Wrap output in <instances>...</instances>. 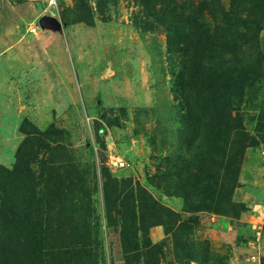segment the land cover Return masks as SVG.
I'll use <instances>...</instances> for the list:
<instances>
[{"label":"rangeland","instance_id":"374dc122","mask_svg":"<svg viewBox=\"0 0 264 264\" xmlns=\"http://www.w3.org/2000/svg\"><path fill=\"white\" fill-rule=\"evenodd\" d=\"M0 264H264V0H0Z\"/></svg>","mask_w":264,"mask_h":264},{"label":"trees","instance_id":"16d2710c","mask_svg":"<svg viewBox=\"0 0 264 264\" xmlns=\"http://www.w3.org/2000/svg\"><path fill=\"white\" fill-rule=\"evenodd\" d=\"M253 48V45H251L249 47V50H251ZM236 56V55H235ZM237 61V64L240 62L239 59H236ZM237 64H235L232 68H231V71H234L236 74H235V78H245V79H248L250 78L251 80H254L255 78H257V74H256V71L253 70V69H250L248 70L249 72H246L244 69L242 70L241 68L240 69H236V66ZM253 64V63H252ZM251 65V64H250ZM252 68V67H251ZM251 72L252 76L250 77H247V75ZM159 223V222H158ZM149 241H147L148 243ZM149 246V244H143L140 248H147Z\"/></svg>","mask_w":264,"mask_h":264},{"label":"water","instance_id":"95a60500","mask_svg":"<svg viewBox=\"0 0 264 264\" xmlns=\"http://www.w3.org/2000/svg\"><path fill=\"white\" fill-rule=\"evenodd\" d=\"M38 24L41 27L52 28L57 26V20L51 16H42L41 18H39Z\"/></svg>","mask_w":264,"mask_h":264},{"label":"built area","instance_id":"2783aa9c","mask_svg":"<svg viewBox=\"0 0 264 264\" xmlns=\"http://www.w3.org/2000/svg\"><path fill=\"white\" fill-rule=\"evenodd\" d=\"M120 165H122L123 163L122 162H119Z\"/></svg>","mask_w":264,"mask_h":264}]
</instances>
